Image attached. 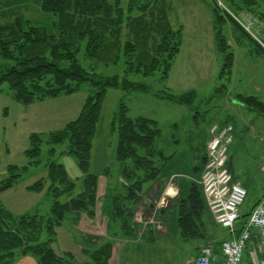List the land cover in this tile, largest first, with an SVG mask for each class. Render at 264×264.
<instances>
[{
  "label": "trees",
  "instance_id": "obj_1",
  "mask_svg": "<svg viewBox=\"0 0 264 264\" xmlns=\"http://www.w3.org/2000/svg\"><path fill=\"white\" fill-rule=\"evenodd\" d=\"M241 9H251L258 0H238ZM210 11L216 48L223 53L224 61L217 74L215 90L225 94L229 87L233 69V52L221 32L226 23L242 31L259 53L264 49L233 19L220 10L215 0H210ZM40 9L46 18L35 22L22 12L0 21V93L7 84L11 97L22 105L59 95L77 92L84 84L89 86L87 97L79 114L62 128L47 132H33L29 145L24 150L27 163L10 164L6 176L0 180V192L18 182L22 172L38 164L41 145L60 144L67 141V152H72L85 175V188L66 201L60 198L73 190L74 183L68 178L60 163L51 161L46 176L27 186L39 192L45 189L53 198L47 217L29 212L16 214L0 202V264H9L18 255H30L37 264H110L112 242L101 238L84 237L89 247L84 248L88 259L76 263L71 252L57 253L52 248L56 227L65 217L85 213L95 215L98 175L89 173L92 141L100 118L101 98L109 87L121 85L127 92L154 95L192 109L197 92L189 88L180 93L168 87L154 91L144 83L130 80L129 75H154L161 72L162 78L169 76L173 62L182 43V26L173 28L169 20V0H40ZM3 16L4 11L1 10ZM10 18V19H9ZM84 42V58L94 63L116 64L123 60L124 76H104L94 72L92 65L84 67L78 58ZM235 99L246 108L264 116V102L252 94H236ZM117 118V145L115 157L122 163L121 186L125 193L115 188L112 194L114 209L110 221H117L127 238L135 237L129 222L137 213L145 184L155 185L176 151L168 154L155 146L161 137L159 123L146 116L131 117L128 108L120 102ZM55 149L51 147L50 152ZM205 161V155L202 157ZM228 163V161H227ZM204 164V162H203ZM105 203V201H104ZM255 204V203H254ZM254 205L251 207V209ZM206 203L200 184H190L186 198L178 202L177 224L183 239L201 237L199 230ZM242 213L243 222L251 211ZM200 222V223H199ZM46 238L43 239L42 235ZM83 238V239H84ZM90 243V244H89ZM196 257V256H195ZM194 257V259H195Z\"/></svg>",
  "mask_w": 264,
  "mask_h": 264
},
{
  "label": "rangeland",
  "instance_id": "obj_2",
  "mask_svg": "<svg viewBox=\"0 0 264 264\" xmlns=\"http://www.w3.org/2000/svg\"><path fill=\"white\" fill-rule=\"evenodd\" d=\"M193 1L194 0H169V4L171 6L170 14L173 18V22L176 20L179 21L181 19L186 21L189 17H191V3ZM216 1L219 5H221L223 2L227 7L234 11L236 13L235 16L240 19L245 25H248L249 31L259 40H262V43L264 44V39H262L264 37V19L260 20V18L254 14L255 11L264 14V0H258V2L252 7V9L254 10L253 13L243 10V15L238 13L235 8L231 7L227 0ZM39 2L40 0H0V21L7 20V18L12 14L17 15L22 12L26 17L31 18L35 22H40L46 18V14L40 9ZM1 10L4 11L5 16H3ZM196 23L197 25H201V27L204 26L202 19H200L199 22L196 21ZM229 26V23L224 24L221 28V32L225 36L226 41L229 43L230 49L233 52V63H236L234 74H231L233 79L232 81L230 79L229 87L225 94H221L220 92L215 90L217 80L213 82H209L207 80H193L198 87L196 89L197 97L193 103L190 114L191 117L188 119V121H183L181 114L178 111H172V109H170V106L166 105L169 104V100L161 99L159 97H155L154 95L141 92H127L121 88V85L116 87H109L105 90L101 98L100 118L97 123L95 136L92 141L91 159L89 166V173L98 175L101 179V182L105 180L106 183L105 186L103 183L101 185V189H99V199L97 202L98 206L100 204L99 210H103V213L106 211L107 206H109L111 212L114 209L112 202L113 195L108 194L110 190H113L115 188L118 192H126V189L122 187L120 183V181L122 180V163L115 157V150L117 145L116 113L118 111L120 102L126 105V107L128 108V115L131 117L146 116L157 120L161 128L162 135L155 141V146L159 149H163L167 154L171 151H176V156L179 154V151H183L188 148L187 141L188 139L191 140V137H184L186 133L193 132L194 142L202 143L205 141L208 133V128L213 122H224L226 114L231 117V122H233V120H237L238 125H241L243 129L242 132L244 134L243 137H240L239 140L237 138L234 139V142H239V144H241L239 146L241 147L238 148V150H240V153L234 154L232 160L235 165L238 162H240V164L242 165V169L238 168L236 170L240 174L241 179L246 182V184H243V186L245 187L247 192L243 203L240 206V215L246 213L249 209H251L258 198L264 196V174L259 171V165L262 162L264 163V160L261 161L260 159L257 164H254V162L251 161L250 144H252V142L250 141V143H247L248 138L252 140V137H249L251 132L247 130L248 128L244 129L246 128V126L250 125H252L256 130L261 128L263 130V133L261 134L262 139H259L260 142H258L259 144L262 143V145H264V124L262 116L253 111L251 113L254 117H247L246 115H248V111L246 112V110H241L239 108L241 104L236 102V99L234 97L236 93L252 94L257 96L259 100L264 102V52H257L254 46L249 42L248 37H246L240 30H236L237 32H234L235 34L237 33V38H239L240 40L236 41V37L230 32ZM233 30L235 31V29ZM247 34L250 35L248 31ZM247 46H249L252 52L256 55H252L251 53H249ZM81 47V51L80 53H78V58L80 59L81 64L84 67L90 69L89 65H92V67L94 68V72H97L104 76L118 75L119 81L122 79V77L124 76V63L122 59H120V61L116 64L94 63L92 60L84 58V42ZM222 55L223 53L216 51L215 57L218 60V72L224 61V56ZM177 56L174 60L175 72H172V74L175 73L176 77H186L185 81L179 80L178 78L177 82H183L184 84H187L191 81V67L194 65L191 64V46L186 47L183 50L182 55L178 57ZM161 76L162 74L159 71L154 75H129L128 78L132 81L144 83L154 91L162 90L165 87H168V89H170V87L167 85V78L163 79ZM1 88L3 92H7L9 90L8 85L5 83L2 84ZM187 89L176 91H172L171 89L170 90L175 93H180ZM88 90L89 86L87 84H84L82 88L77 92L71 93L73 96L71 98V101L80 104L79 102H81L84 92H88ZM3 97L4 96L0 97V100ZM77 100L79 102H77ZM82 100L83 104L85 98H83ZM174 104L179 105L176 103ZM10 114L13 115L12 112H10ZM71 114V118L74 117L73 119H75V114ZM26 127L27 125L24 124L23 129H25ZM199 143L197 145H199ZM67 144V141L60 144L43 143L41 145L38 156L31 158L38 159V164L29 166L27 170L22 172L19 179H26L33 175V173L35 172L46 170L48 163L54 161L64 166L68 178L74 183L73 190L70 191L69 194L63 195L60 198V201L63 202L71 197L77 196V194L82 192L85 188L84 179L86 173L81 171L73 153L67 152ZM51 147L55 149L53 152L49 151ZM231 148L232 146L229 148L228 153H230ZM198 164L199 169L194 170L193 168H191L189 161V163L187 164L186 172L183 171V174L177 175V177L179 176V178L182 179L184 185H187L188 190L190 188L191 179H199L201 176V160L198 161ZM178 165L184 168L181 160H178V163L170 160L163 170V173H181V170L184 169H180ZM4 176H6V173ZM4 176H0V180L3 179ZM38 176L40 175L38 174ZM107 185H109L108 193L107 195H105V187ZM52 203L53 198L51 197V195L49 193H43L38 204L28 212L30 214L38 213L47 217L52 207ZM103 216H105V214ZM73 218L74 215L65 217L63 223L60 226L56 227V235L55 240L52 243V248L57 253H62L65 251L71 252V254L73 255V260L76 263H83L88 259L83 249L89 246L87 245V239L84 238L85 236H82L84 238L83 239L77 234V232L71 230L72 228L70 225V221L67 219ZM175 220L177 222V219ZM156 223L157 221L154 219L153 224ZM242 224L243 218L241 216L236 221V225L239 228L242 226ZM118 225L119 222L114 221L112 224V228L117 229ZM159 227L160 226L158 225V228ZM101 228H103V226ZM42 237L43 239H45V234H43ZM225 237H227V231L217 225L215 222L210 221L209 223H207V225H205V234L201 239H183L179 236L176 238H169L168 240H164L162 242L153 241V246H148V254L145 251L147 250L146 248L141 247L138 251L133 250L136 248L135 246L140 245V242H129L130 244L128 247L131 250L128 252H124L123 250L121 251L120 263L123 264L126 260V264H193L194 257L196 255L194 245L198 244L201 241H204L206 238L209 239V241H206V243H210L221 240ZM161 244H165V246H161ZM141 250L143 251V253H141ZM15 259H18V257H16Z\"/></svg>",
  "mask_w": 264,
  "mask_h": 264
},
{
  "label": "crops",
  "instance_id": "obj_3",
  "mask_svg": "<svg viewBox=\"0 0 264 264\" xmlns=\"http://www.w3.org/2000/svg\"><path fill=\"white\" fill-rule=\"evenodd\" d=\"M231 7L235 8L238 13L243 15V10L240 8L238 0H227ZM210 0H194L191 3V17H189L186 21L179 20L174 21L170 14L169 10V20L171 26L173 28L182 26V43L180 47V51L178 56L182 55L183 50L186 47L191 46V64H194L191 67V81L189 83L177 82L179 80H186V77H176L174 71L175 62L171 68L169 76L167 77V85L170 87L172 91L193 88L197 89V84L194 83L195 80L198 81H209L213 82L217 80L218 74V60L215 57L216 51V42L214 36L213 29V20L209 6ZM171 8V6H170ZM246 12L253 13L254 10L248 9ZM246 14V13H244ZM254 14L260 18V20L264 19V14L260 12H254ZM203 20L204 26L197 25L196 21ZM230 32L236 37V41H240L237 38L238 30L233 24L229 23ZM235 29V31L233 30ZM248 52L252 55H256L252 52L251 48L247 46ZM250 54V55H251ZM177 56V57H178ZM236 67V63L233 64L232 75L234 74ZM231 75V81L233 79ZM194 80V81H193ZM193 81V83H192ZM198 83V82H197ZM88 92H84L83 98L87 97ZM240 94V93H236ZM235 94V95H236ZM242 94V93H241ZM4 96L0 100V176L3 177L6 173V168L10 164L15 165H24L27 163V159L25 157L24 150L29 145L28 137L33 132H46L51 130H56L61 128L68 121L72 120V114H75V117L79 114V111L82 106L81 102L77 100L80 104L76 102H72L71 98L72 94L59 95L52 98H46L40 101L33 102L29 105H22L16 102L8 92H1L0 97ZM2 102V105H1ZM236 102H238L236 100ZM166 104L170 106L172 111H178L181 114L183 121H188L191 117V109L184 105H175L174 103L168 102ZM239 103V102H238ZM241 104V103H239ZM75 105V106H72ZM239 108L241 110H246L248 115L247 117H254L251 112L253 110L246 108L244 105H240ZM13 113V115L10 114ZM224 122H219V124L230 123L233 125V138L243 137L242 127L238 125L237 120H233L231 122V117L226 114ZM263 124H264V116H262ZM215 123V122H213ZM212 123V124H213ZM218 123V122H217ZM26 124L27 127L23 129V125ZM211 124V125H212ZM210 127V126H209ZM248 128V129H247ZM248 131H250V136L252 140L247 139V143L252 142L250 144V158L254 164L264 160V145L262 143L259 144V139H262L263 130L260 128L256 130L252 125L246 126ZM236 130V131H235ZM235 131V133H234ZM209 132V128H208ZM242 132V133H241ZM184 137H191V140L188 139L187 145L188 148L183 151H179V154L175 157L173 161L178 163V160L182 161V168L180 165L178 167L181 170V173H163L161 175L160 181H157L154 186L150 184H145L142 192L140 193L141 199L139 205L137 207V213L134 217L130 219L129 224L133 227V234L135 237L127 238V236L122 232L120 228V224L117 226V229L108 228L107 231V223L109 219H113L111 215V211L109 206L106 207V211L103 213L101 211L100 204L98 206V197H99V189H101V185L105 180L101 182L100 177L98 176L97 183V199L95 205V215L93 218H89L85 213L74 216L73 219H67L70 221L71 230L77 232V234L82 236H92L95 238H101V240H110L112 242V253L109 259L110 264H121L120 263V253L123 250L124 252H128L131 249L128 247L129 242L138 241L140 245L135 246L134 251H138L141 247L146 248L145 250L147 254L149 253V247L153 246V241H164L169 238L181 237L178 224L175 219L178 218V202L181 199L186 198L189 190L187 189V185H184L182 179L177 177L178 174H183V171L186 172L187 164L190 161L191 168L194 170L199 169L198 161L201 160V165L203 166V156L206 150V144L209 138V133H207V137L204 142H194V134L193 132H188L184 135ZM231 143V151L228 153V167L233 175V178L238 180L242 185L246 184L237 172L236 169H242V165L238 162L236 165L234 164L232 158L234 154H239L240 150H238L239 142L235 141ZM259 141V142H258ZM264 143V142H263ZM230 146V147H231ZM229 147V148H230ZM228 148V151H229ZM201 150V152H200ZM188 154V155H187ZM202 156V157H201ZM260 161V163H261ZM259 163V164H260ZM202 170V169H201ZM260 171V170H259ZM242 173V172H241ZM38 174L40 176H38ZM243 174V173H242ZM37 175V177H36ZM46 170H42L41 172H35L29 178L19 179L17 183H15L12 187L0 192V202L11 212L16 214H21L28 212L34 206L38 204L40 201L42 194L45 193V189L35 192L27 189V186L30 185L33 181L38 178L45 177ZM174 176V177H172ZM122 177V175H121ZM198 179H191V184L196 183L199 184ZM124 182V178L120 183ZM160 184V185H159ZM109 186V185H107ZM106 186V187H107ZM103 187V186H102ZM105 187V189H106ZM111 191V190H110ZM204 197V196H203ZM205 201V200H204ZM101 203V202H100ZM150 205L153 207L150 209ZM104 206V205H103ZM102 206V207H103ZM105 214V216H103ZM106 218V219H105ZM143 221H142V220ZM149 219H155L157 221L156 224L148 223L145 227H143L144 223H146ZM213 221V218L206 206L204 215L202 217V223L199 226V230L203 232L201 237H193L196 239H201L205 234V225ZM114 221H110L113 224ZM117 222V221H115ZM214 222V221H213ZM98 223V224H96ZM200 223V222H199ZM103 228H101L102 226ZM158 225L160 226L158 228ZM83 238V237H82ZM89 238V237H88ZM98 241L99 244V240ZM208 242L209 239L206 238L204 241L199 242L194 245L196 250V255L200 252V248ZM97 245V244H96ZM161 246H165V244H161ZM141 253L143 251L141 250ZM9 264H37V261L34 257L30 255H18V259H13ZM123 264H126V260Z\"/></svg>",
  "mask_w": 264,
  "mask_h": 264
},
{
  "label": "built area",
  "instance_id": "obj_4",
  "mask_svg": "<svg viewBox=\"0 0 264 264\" xmlns=\"http://www.w3.org/2000/svg\"><path fill=\"white\" fill-rule=\"evenodd\" d=\"M236 20L255 37L248 25ZM255 39L262 44L257 37ZM208 133L199 183L213 221L227 231V237L203 245L193 264H264V196L256 201L248 218L238 228L236 221L247 192L233 178L227 163L228 148L234 139L233 125L213 123ZM259 170L264 174L263 162ZM150 222L153 224L154 219L142 225Z\"/></svg>",
  "mask_w": 264,
  "mask_h": 264
},
{
  "label": "water",
  "instance_id": "obj_5",
  "mask_svg": "<svg viewBox=\"0 0 264 264\" xmlns=\"http://www.w3.org/2000/svg\"><path fill=\"white\" fill-rule=\"evenodd\" d=\"M160 185V184H159ZM153 206L152 205H150V209L152 208Z\"/></svg>",
  "mask_w": 264,
  "mask_h": 264
}]
</instances>
